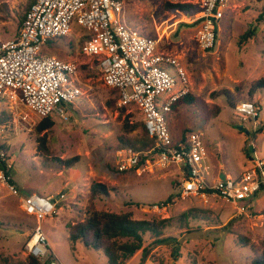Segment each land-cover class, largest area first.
Listing matches in <instances>:
<instances>
[{
  "label": "rangeland",
  "instance_id": "1",
  "mask_svg": "<svg viewBox=\"0 0 264 264\" xmlns=\"http://www.w3.org/2000/svg\"><path fill=\"white\" fill-rule=\"evenodd\" d=\"M29 1L0 3L1 39L17 36ZM167 2L130 1L124 6L123 18L142 35L160 38L158 50L179 57L189 76L188 97L193 101L180 104L167 115L171 134L177 139L184 130L202 134L208 184L221 173L238 176L252 166L255 155L264 158V88L251 100L259 111L255 124L253 119L241 121L222 91L228 90L233 98L246 96L252 83L264 75V19L257 20L264 0H229L217 22L215 45L206 51L197 46L200 22H189L195 9H167ZM253 28V36L240 42L241 35ZM83 33L73 22L69 35L51 39L49 47L59 49L60 56L45 47L42 51L78 64L82 96L71 106L68 119L52 115L54 125L42 133L36 131L39 119L23 107L18 112L34 117L30 125L14 122L12 113L5 119L0 141L5 142L11 181L18 194H11L0 180V264L29 262L24 245L36 227L46 235L59 264H107L104 253L68 238L67 227L86 216L89 188L95 182L109 189L108 195L95 200L96 210L130 212L137 220L167 219L157 237L162 241L154 244L153 232H146L143 246L147 253L140 249L125 264H249L254 253L251 246L264 247V192L255 195L243 210L212 194H192L185 198L176 195L173 203L153 211L152 204L177 194L181 175L177 166L160 167L145 153L140 174L117 171L120 151L145 152L142 146L151 138L142 131L139 108L135 104L119 106L116 91L104 84L96 61L88 68L92 60L80 49ZM213 92L220 94L213 96ZM119 107H124L122 113ZM126 122L135 128L126 130ZM253 132L256 137L247 144ZM43 135L45 139L39 140ZM31 193L55 200L61 193L65 196L58 201L56 212L39 222L20 204L21 198Z\"/></svg>",
  "mask_w": 264,
  "mask_h": 264
},
{
  "label": "built area",
  "instance_id": "2",
  "mask_svg": "<svg viewBox=\"0 0 264 264\" xmlns=\"http://www.w3.org/2000/svg\"><path fill=\"white\" fill-rule=\"evenodd\" d=\"M130 1L133 0H35L31 4L17 37L0 38V138L6 129L4 110L12 113L14 122L28 125L34 117L18 112L20 107L39 120L54 114L68 119L71 106L82 96L77 84L78 64L41 52L47 41L69 35L71 24L75 22L85 31L81 35L84 37L81 53L99 58L97 65L104 84L119 90L117 104H135L148 136L154 140L153 146L145 152L132 148L120 151L116 169L140 174L142 154H149L160 167L177 166L181 175L178 193L182 198L212 194L243 210L257 193L264 192V158L255 155L252 166L238 176L224 175L210 184L206 182L207 151L202 134L189 133L185 141L174 140L166 121L172 105L191 92L189 76L179 57L158 50L160 38L142 35L126 23L124 6ZM228 1L169 0L172 4L189 3L197 8L189 22H200L196 41L202 51L215 45L217 22L223 17ZM234 111L243 122L253 119L255 124L259 116L257 106L249 101L239 102ZM4 145L5 142L0 141V163L11 169ZM0 180L11 194H18L10 174L2 169ZM64 196L61 193L55 200L52 196L31 193L22 197L20 204L28 215L40 222L56 212L58 201ZM163 207L166 206L159 202L150 208L159 211ZM24 248L30 258L59 264L40 227L31 233Z\"/></svg>",
  "mask_w": 264,
  "mask_h": 264
},
{
  "label": "trees",
  "instance_id": "3",
  "mask_svg": "<svg viewBox=\"0 0 264 264\" xmlns=\"http://www.w3.org/2000/svg\"><path fill=\"white\" fill-rule=\"evenodd\" d=\"M34 1L35 0L29 1L28 9ZM166 7L167 9H179L182 12H185L191 8L195 9L194 12L197 11V8L189 3L172 4L167 2ZM27 11L25 12L24 16L21 18V23ZM263 13H264V5L257 20L260 21L264 19ZM253 33H254V28L243 33L241 35L240 42L246 41L248 38H251L253 36ZM51 43H52L51 40L47 41V43L43 46V48L45 47L47 50L51 49L50 48ZM42 51L45 52V50L43 49ZM90 59L92 60V62L88 65V68L92 67L93 60H95L97 64L99 62L98 57H90ZM262 88H264V75L259 80L252 83L249 90H247L246 96L243 95V96H239L238 98H233L232 94H230L228 90L222 91V94L226 96L228 106L231 108H235L236 104H238L239 102H245V101L253 102L251 101L253 95L259 89ZM111 89L116 91L117 100H118L119 90L117 88H111ZM216 93L220 94V92H213L212 95L215 96L217 95ZM189 94L177 100L172 105V110H175L177 106H179L180 104L191 103L193 101V98L191 97L189 98L188 97ZM109 103L114 104L115 101H110ZM123 111H124V107H119V112L122 113ZM8 116L11 118V113L7 110H4L3 111L4 120L8 119ZM53 125L54 122L51 117H44L38 121V124L36 125V131L38 133H42L48 130L49 128H51ZM125 125H128V122H126ZM134 128L135 126L131 124L128 125V127H126V130L131 131ZM142 131L143 133L148 135L144 123H142ZM255 137H256V133L254 132L251 135H248L246 143L248 144V141L250 139H254ZM186 138H187V134H186V130H184L181 139L185 141ZM38 139L43 141L45 137L43 135ZM153 144H154V140L151 138L150 140L146 141V143L142 146V149L147 150L148 148L153 146ZM4 149H6V146H4ZM144 159L145 158H143V154H142V158L139 165L143 163ZM70 165H73V163H70ZM0 169H2L5 172V174L8 175L11 174V169L9 168L7 169L3 163H0ZM108 193H109V189L104 183L95 182L90 186L89 196H88L89 205L86 216L82 221L67 227L69 231L68 238L73 240L74 242L78 241L87 247H91L95 251H101L107 257V264H125V262L129 260L135 254L136 251L142 249L143 254L147 253V248L143 246V242H144L143 236L146 232L148 231L153 232L156 238V240L153 241L154 244L160 243L162 241V239H157V237L161 234L160 232L161 226L165 224L167 219H162L159 221H149L144 219L137 220L132 218V214L130 212L114 213V212L96 210L94 203L95 200H97L101 196L108 195ZM176 195L180 196L178 191L177 194H170L169 196H167V198L162 202V204L166 205L168 203H173V200ZM186 213L187 212H183V216L186 217L187 216ZM251 247L254 253L253 256L251 257L249 264H264V247L261 249H258L253 245ZM27 264H38V261L33 258H30Z\"/></svg>",
  "mask_w": 264,
  "mask_h": 264
},
{
  "label": "crops",
  "instance_id": "4",
  "mask_svg": "<svg viewBox=\"0 0 264 264\" xmlns=\"http://www.w3.org/2000/svg\"><path fill=\"white\" fill-rule=\"evenodd\" d=\"M49 52L50 53H55V54H58L59 56H60V54H62L61 53V51L59 50V49H54V48H51V49H49ZM67 58V57H66ZM71 61H74V60H71ZM172 137H173V139L174 140H178L174 135H172ZM241 174V173H240ZM224 175H229V174H224V173H221V176L220 177H222V176H224ZM239 175V174H238ZM219 178V177H218Z\"/></svg>",
  "mask_w": 264,
  "mask_h": 264
},
{
  "label": "water",
  "instance_id": "5",
  "mask_svg": "<svg viewBox=\"0 0 264 264\" xmlns=\"http://www.w3.org/2000/svg\"><path fill=\"white\" fill-rule=\"evenodd\" d=\"M248 134V132H246Z\"/></svg>",
  "mask_w": 264,
  "mask_h": 264
}]
</instances>
